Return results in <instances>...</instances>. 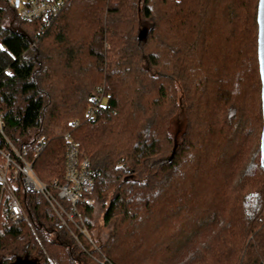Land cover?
<instances>
[{"label": "trees", "instance_id": "1", "mask_svg": "<svg viewBox=\"0 0 264 264\" xmlns=\"http://www.w3.org/2000/svg\"><path fill=\"white\" fill-rule=\"evenodd\" d=\"M258 3L70 0L43 26L0 0L5 133L19 148L47 139L34 161L46 182L65 179L67 134L78 142L101 250L19 191L34 229L0 201L1 263L264 264Z\"/></svg>", "mask_w": 264, "mask_h": 264}, {"label": "built area", "instance_id": "2", "mask_svg": "<svg viewBox=\"0 0 264 264\" xmlns=\"http://www.w3.org/2000/svg\"><path fill=\"white\" fill-rule=\"evenodd\" d=\"M18 8L23 21L50 24L70 0H7ZM16 1L18 4L16 5ZM104 95L93 94L87 106V118L95 120L102 110ZM66 173L63 182L44 181L34 167L35 158L47 145V139L40 137L29 148H19L5 133L3 112L0 108V201L8 209L13 222L26 221L33 228L19 191L35 193L43 197L60 224L70 230L73 238L84 248L82 237L101 252L88 228L81 206H92L95 178L90 161L83 158L77 141L67 134ZM104 263V262H102Z\"/></svg>", "mask_w": 264, "mask_h": 264}, {"label": "water", "instance_id": "3", "mask_svg": "<svg viewBox=\"0 0 264 264\" xmlns=\"http://www.w3.org/2000/svg\"><path fill=\"white\" fill-rule=\"evenodd\" d=\"M18 1H16V5ZM258 59H259V70L262 82L261 88V97H262V112H263V129L261 134V143H260V161L261 165L264 168V0H259L258 3ZM147 32L145 28L139 30L138 38L139 40H143L146 38ZM177 146V142L175 143L174 150L172 152V156L175 152ZM171 156V158H172Z\"/></svg>", "mask_w": 264, "mask_h": 264}, {"label": "rangeland", "instance_id": "4", "mask_svg": "<svg viewBox=\"0 0 264 264\" xmlns=\"http://www.w3.org/2000/svg\"><path fill=\"white\" fill-rule=\"evenodd\" d=\"M22 1V3L25 1V0H21ZM176 129L175 130H182V125L181 124H179V123H177L176 122V124H175V126H174ZM98 213L99 212H97V214L96 215H98ZM98 221L99 222H97V226H98V228H99V226H100V228H99V230H101V232H104L106 235L110 232V229H111V226H103L102 225V217H99L98 218ZM96 224V223H95ZM34 229V228H33ZM98 230V231H99ZM98 231L96 232V233H98ZM97 238V237H96ZM103 239V238H102ZM33 258L34 257H36V258H39V260H40V256H32ZM32 257H30V258H32ZM3 258H4V256H0V264H30L29 262H26L25 263V261L24 262H21V261H16V262H5V263H1L2 262V260H3Z\"/></svg>", "mask_w": 264, "mask_h": 264}]
</instances>
